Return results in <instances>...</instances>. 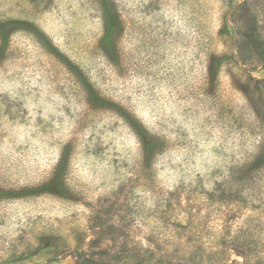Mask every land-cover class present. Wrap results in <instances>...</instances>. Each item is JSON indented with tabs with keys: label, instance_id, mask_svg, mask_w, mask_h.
<instances>
[{
	"label": "rangeland",
	"instance_id": "1",
	"mask_svg": "<svg viewBox=\"0 0 264 264\" xmlns=\"http://www.w3.org/2000/svg\"><path fill=\"white\" fill-rule=\"evenodd\" d=\"M111 1L125 24L117 66L98 48L101 0H0V21L22 24L0 25V188L66 170L63 194H0V264H264V172L250 195L224 184L264 144V0L233 12L224 0ZM240 26L255 39L245 65ZM47 41L161 138L151 168ZM211 55L223 59L213 83Z\"/></svg>",
	"mask_w": 264,
	"mask_h": 264
},
{
	"label": "trees",
	"instance_id": "2",
	"mask_svg": "<svg viewBox=\"0 0 264 264\" xmlns=\"http://www.w3.org/2000/svg\"><path fill=\"white\" fill-rule=\"evenodd\" d=\"M224 5H228L232 12L236 9L242 8V3L240 0H224ZM101 8L102 20L104 24V35L98 43V48L102 51L104 56L111 62L112 65L117 66L119 64L118 60L121 56L119 53L120 50L118 41L121 37V34L125 30V24L123 23L119 9L116 5H114V3H112L111 0H101ZM0 25L2 27L10 25L22 26V24L17 21H0ZM228 27V21H225L224 30H228ZM29 28L32 31L37 32L36 30H33L32 27ZM236 34L238 37L236 44L237 52L240 55L242 63L245 65L248 63L245 51L254 46L255 39L251 33L248 34L246 30L243 29V27L241 28V26L238 28ZM37 35L40 36L38 33ZM7 46L8 38L2 34L0 51L5 52ZM45 46L47 47L48 52L55 58L59 59L67 68L69 73L81 83L85 91L87 101L93 109L114 112L131 128L132 132L137 136L139 142L142 145L144 167L151 168L159 153L161 152V148L163 147L161 138L152 135L149 130L144 127L142 122H140L133 113L129 112L119 101L116 102L110 97L108 98L103 96L99 90L96 89L94 84L90 81L88 75L79 65L73 63L68 59V57L66 58L64 55H62L60 51L54 48V46H52V44L48 41L45 42ZM256 58L257 63H263L261 58L258 56H256ZM222 61L223 59L216 55L210 56V64L208 68L210 82L213 83L217 79ZM66 156L67 153L64 152L60 162L65 161ZM65 171L66 170L63 169V166L59 165V167L55 170L54 175L48 182L34 187H26L19 191H6L0 188V194L20 199L38 197L44 194H63V187L66 181ZM229 172V180L224 183L225 188L232 193L234 192L240 194L247 192L250 195L256 178L259 175L261 176V173L264 172V144L262 151H260V153L250 163H243L237 171H235V168H231ZM238 172L239 174H237ZM237 177H239V179ZM237 201L238 200H236V202ZM84 264L88 263L86 262Z\"/></svg>",
	"mask_w": 264,
	"mask_h": 264
},
{
	"label": "water",
	"instance_id": "3",
	"mask_svg": "<svg viewBox=\"0 0 264 264\" xmlns=\"http://www.w3.org/2000/svg\"><path fill=\"white\" fill-rule=\"evenodd\" d=\"M57 260L56 259H53L51 262L53 263V262H56Z\"/></svg>",
	"mask_w": 264,
	"mask_h": 264
}]
</instances>
